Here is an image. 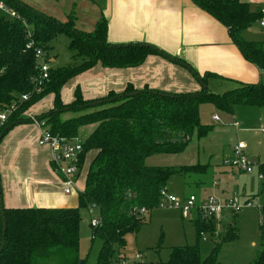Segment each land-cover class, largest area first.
Segmentation results:
<instances>
[{
  "label": "trees",
  "instance_id": "16d2710c",
  "mask_svg": "<svg viewBox=\"0 0 264 264\" xmlns=\"http://www.w3.org/2000/svg\"><path fill=\"white\" fill-rule=\"evenodd\" d=\"M21 16L11 19L0 13V112L18 104L0 131V142L15 126L28 120L23 114L37 102L52 94L53 108L39 115L54 134L77 136L83 126L93 125L94 131L84 140L80 179L85 171V189L78 196V206L69 208L6 207L0 179V264H46L50 252L61 249L68 257L66 264H81V210L95 203L101 223L93 228L102 240L94 264H115L123 257L121 248L129 234L138 233L150 221L155 208L160 207L162 193L167 191L173 176H182L188 188H206L212 165L157 166L147 159L157 155L184 152L194 137L208 136L212 125L201 122L199 106L214 103L227 112L237 105L264 108V83H242L223 93L208 89L212 72L197 78L204 87L196 93L171 94L159 90H137L128 85L123 92L110 91L101 103L112 105L78 117L62 119L64 111L81 109L85 100L80 89L68 104L62 100L63 86L76 75L101 63L108 68L136 67L151 55L168 58L159 48L147 43L113 44L107 40V20L103 17L92 34L74 29L20 0H4ZM193 2L224 24L244 58L264 71V44L247 40L243 32L260 18L261 7L240 0H193ZM24 21L31 27V36ZM60 34L70 37L69 48L76 56H86L80 64L50 70V80L37 94L33 79L38 75L37 48L47 54L51 42ZM33 42L28 48L27 45ZM86 45H92L87 49ZM84 58V57H83ZM176 61L181 62L175 58ZM49 62V57L46 58ZM23 94L28 101H20ZM113 97H118L113 101ZM88 101L95 99H87ZM97 105V102H89ZM109 104V103H108ZM99 105V104H98ZM91 154L88 165L87 156ZM86 169V170H85ZM264 187V163L258 165ZM145 208V213L141 209ZM197 242L174 247L170 259L163 264H217L222 244L238 237L234 229L204 260L200 257L199 240L204 233L216 232V221L197 218L193 221ZM260 250L250 264H264V226L260 224ZM55 248V250H54ZM54 250V251H52ZM84 261H82V264Z\"/></svg>",
  "mask_w": 264,
  "mask_h": 264
},
{
  "label": "crops",
  "instance_id": "0c3cea01",
  "mask_svg": "<svg viewBox=\"0 0 264 264\" xmlns=\"http://www.w3.org/2000/svg\"><path fill=\"white\" fill-rule=\"evenodd\" d=\"M240 1L264 7V0ZM97 5L94 20L84 23L80 29L94 30L98 12L107 20V40L110 43H147L171 58L151 55L139 66L124 68H108L98 63L68 81L75 80L74 86L80 89L85 99H97L110 91L123 92L128 85H133L137 90L151 89L171 94L196 93L204 87L196 75L203 76L207 72L221 76L209 78L207 84L208 87L212 82L221 91L234 89L242 83H264V71L244 58L228 28L193 0H102ZM247 40L264 43V39ZM66 84L62 89V100L68 104L75 99L76 90L73 94L69 90L71 100L66 99ZM53 101V95L49 94L25 113L38 117L53 108ZM251 107L259 109V120L263 121L264 108ZM215 115L218 114L213 115L212 132L200 140L193 138L198 144L190 152L193 155V158L190 155V159L193 160H188L193 162L195 156L203 157L202 162L197 159L198 162L193 164L212 165L211 172L214 175L208 186H214L219 175L237 173L224 170L223 154L229 146L230 154L227 158L232 156L233 146L237 143L232 137L235 130H248L241 120L239 127L235 125L237 121L230 126L223 124L219 115L216 121ZM261 132L264 133V128H261ZM40 133L39 125L28 119L15 125L0 142V179L4 206L77 207L79 195L64 193L60 177L51 167L50 150L38 144ZM214 158L218 159L212 162ZM160 162L155 161V165L161 166ZM217 190L221 194L225 191L221 186Z\"/></svg>",
  "mask_w": 264,
  "mask_h": 264
},
{
  "label": "rangeland",
  "instance_id": "374dc122",
  "mask_svg": "<svg viewBox=\"0 0 264 264\" xmlns=\"http://www.w3.org/2000/svg\"><path fill=\"white\" fill-rule=\"evenodd\" d=\"M24 4L32 7L40 13L53 18L59 22L70 24L74 29L92 34L94 30L80 29L84 23L93 21L95 16V9L97 4H101L102 0H20ZM97 3V4H96ZM98 14L97 23L103 19L101 14ZM96 23V24H97ZM30 27V26H29ZM80 27V28H79ZM31 29V27H30ZM244 38L248 39H264V29L260 28L256 22L250 28H247L243 34ZM70 37L67 34L58 35L50 44L48 51L49 63L53 69H58L66 66H74L80 64L82 60L87 59L86 56H76L77 51L69 48ZM262 42V41H259ZM264 44V43H263ZM92 45H86L87 49ZM54 58V61L51 59ZM42 60V59H41ZM75 80H71L65 86L67 93L66 99L71 100L69 90L71 93L76 90L74 86ZM45 89V88H44ZM43 89V91H44ZM208 89L215 93H223L219 87L210 83ZM42 91V92H43ZM220 91V92H219ZM104 97V96H103ZM102 98V97H100ZM118 97H113L112 100L116 101ZM81 109L72 111H64L60 117L62 119H69L91 113L100 109H104L112 105L110 101L101 103V99L88 101L85 99ZM89 102H99L97 105H90ZM109 103V104H108ZM259 109L249 105H237L234 107L233 112H227L214 103H204L199 106L201 122L206 125H213V115L218 114L223 124L233 126L236 121L241 120L244 123V128L247 131L235 130L232 137L237 142H245L247 145V153L251 161L255 165L252 173L237 172L230 168L226 161L229 159V146L226 147L223 168L224 170L233 173L222 174L217 177L219 185L210 184L206 187L205 191L194 190L186 187L184 178L182 176H173L169 180L167 186V194L175 195L180 199L185 198L189 194L195 193L198 196L205 197L209 194H215L221 198L239 197L241 199H253L255 205L259 202L264 204V187L260 180L258 173V165L264 163V133L261 128H264V120H259ZM28 112V111H27ZM219 124V123H217ZM96 125H87L80 128L77 136H80L83 141L94 131ZM195 138V137H194ZM196 139H193L189 144L185 153L175 155H157L147 159V164L155 165L158 161L161 166L193 164L203 160V157L197 158L193 162H189L190 155L193 158L192 149L198 144ZM207 141V140H205ZM210 141V140H209ZM211 142V141H210ZM203 143V141L201 142ZM214 143L213 145H217ZM215 149V147H214ZM221 156V155H220ZM91 154H88L86 164L88 165ZM227 158V159H226ZM168 159V160H166ZM214 158L212 162L217 160ZM165 160V161H163ZM189 160V161H188ZM153 162V163H152ZM259 163V164H258ZM86 170V169H85ZM214 175V174H213ZM85 171L80 179V191L85 189ZM213 177V176H212ZM211 182V179H210ZM225 189L221 194L217 189ZM212 188V189H211ZM214 188V189H213ZM80 194L79 193H74ZM100 215L99 210L96 209L93 214H90L87 208L81 210V226H80V260L84 261L83 264H94L97 261L102 240L98 237L91 238L93 219L98 218ZM260 209L256 207L243 208L238 212L225 210L223 217L220 221H216V232L214 234L204 233L199 240L200 257L202 260L210 255L213 246L218 245L226 237L230 229H234L238 237L228 243L222 244L217 264H250L254 261L256 255L260 250ZM198 214L193 211L188 218H185L182 211L177 208L160 206L155 208L150 216V221L147 225L135 234H129L126 238L125 247L121 248V254L127 258L129 262L133 261L135 255H140L141 258L134 264H163L170 259L172 249L178 246L194 245L197 242L196 230L193 221L197 218ZM55 250V248H54ZM52 250V251H54ZM46 264H66L68 257L63 251L58 250L46 259ZM132 263V262H131ZM133 264V263H132Z\"/></svg>",
  "mask_w": 264,
  "mask_h": 264
},
{
  "label": "built area",
  "instance_id": "2783aa9c",
  "mask_svg": "<svg viewBox=\"0 0 264 264\" xmlns=\"http://www.w3.org/2000/svg\"><path fill=\"white\" fill-rule=\"evenodd\" d=\"M0 13L11 19L21 18L20 14L14 8L10 7L4 0H0ZM260 13L261 15L257 23L260 28L264 29V7L260 9ZM24 23L29 30L28 35L31 36V29L28 23H26V21H24ZM32 45L33 42H30L27 47L30 48ZM36 53L38 56V75L33 79V81L35 92L39 94L43 91L46 84L50 80L51 65L48 61H46L48 55L43 49L37 48ZM29 98L30 95L23 94L20 101H28ZM17 109L18 104L15 103L0 112V131L7 122L8 117L15 113ZM23 115L26 118L35 121L41 128L38 144L41 147H46L50 150L51 167L60 177L64 193L66 195H72L79 192L82 193V191H80V165L84 151L83 139L80 136L67 137L60 134H54L49 129L45 119H39L32 113H24ZM214 119L218 121V115H215ZM240 124L241 123L239 121L235 123L237 127H239ZM246 148L247 145L245 142H237L233 146V154L226 161V164L237 172L252 173L255 169V165L249 158ZM259 177L261 180L262 175L259 174ZM218 184L219 183L217 181L214 182V185ZM160 206L180 209L185 218H188L193 211H196L198 214L197 218L206 220L213 219L215 221H220L225 210L238 212L243 208L256 207L261 211L260 224L264 226V204L258 202L255 205L254 200L250 198H221L215 194H209L202 197L192 193L185 198L180 199L175 195H168L167 191H164L162 193V202ZM87 209L90 214H93L98 207L95 203H93L90 204ZM145 211V208L141 209V213H145ZM100 223L101 218L99 215L98 218L92 220L91 226L96 228L100 225ZM94 237L95 236L92 232L91 238ZM140 258L141 256L137 254L131 262L133 264L137 263ZM131 262H129L127 258L120 257L115 264H132Z\"/></svg>",
  "mask_w": 264,
  "mask_h": 264
},
{
  "label": "water",
  "instance_id": "95a60500",
  "mask_svg": "<svg viewBox=\"0 0 264 264\" xmlns=\"http://www.w3.org/2000/svg\"><path fill=\"white\" fill-rule=\"evenodd\" d=\"M81 264H82V261H81Z\"/></svg>",
  "mask_w": 264,
  "mask_h": 264
}]
</instances>
